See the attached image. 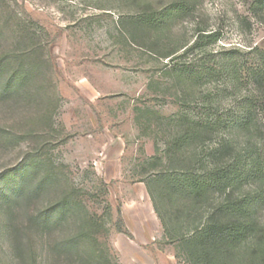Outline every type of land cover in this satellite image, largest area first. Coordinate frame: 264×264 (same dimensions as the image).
I'll return each mask as SVG.
<instances>
[{
	"label": "rangeland",
	"instance_id": "obj_1",
	"mask_svg": "<svg viewBox=\"0 0 264 264\" xmlns=\"http://www.w3.org/2000/svg\"><path fill=\"white\" fill-rule=\"evenodd\" d=\"M182 1L0 0V23L21 17L44 43L36 72L24 59L33 47L14 49L12 32L0 28V59L17 58L6 62L13 64L0 82V264H189L180 241L193 226L188 208L176 198L155 203L147 181L162 165L148 164L155 156L165 161L173 134L167 117L189 111L205 118L216 110L178 101L163 75L168 59L128 43L117 24L145 4L176 10ZM257 8L256 0H188L186 12L159 33L180 46L200 26L221 31L213 50L264 49V11ZM226 94L223 114L233 107ZM136 105L151 108L141 124ZM26 186L30 191L19 200ZM44 211L53 226L33 219ZM95 215L100 228L68 251V240Z\"/></svg>",
	"mask_w": 264,
	"mask_h": 264
},
{
	"label": "trees",
	"instance_id": "obj_2",
	"mask_svg": "<svg viewBox=\"0 0 264 264\" xmlns=\"http://www.w3.org/2000/svg\"><path fill=\"white\" fill-rule=\"evenodd\" d=\"M181 3L176 10L171 5L156 10L148 3L143 11L122 15L117 21L128 43L168 59L163 75L172 80L167 88L174 90L178 101L188 107L196 104L201 109L216 110L205 118L189 111L167 117L172 138L165 161L163 156L149 161V168H162L149 177L148 189L157 205L158 197L163 201L176 198L187 206L193 226L189 228L191 234L182 235L180 241L188 249L189 264H229L238 256L244 257L245 264H264V49L257 44L249 49L224 46L213 50L221 31L200 26L193 41L170 46L159 32L186 12L188 0ZM256 3L257 12H263L264 0ZM1 27L12 32L14 49L27 52L33 47L24 59L38 72L44 60L40 34L18 16L1 20ZM194 52L200 54L193 60L189 55ZM15 59H0V82ZM17 77L14 73L11 80ZM219 80L225 81L222 88H203ZM153 84L151 80L150 86ZM222 93L233 98V107L224 114L219 112ZM150 110L136 105L137 122L141 124ZM29 191L30 187H24L18 199ZM33 216L39 224L51 227L56 223L49 211ZM99 220L96 215L86 220L65 248L69 251L73 248L67 247L76 240L79 243L81 238L94 235L100 228Z\"/></svg>",
	"mask_w": 264,
	"mask_h": 264
}]
</instances>
